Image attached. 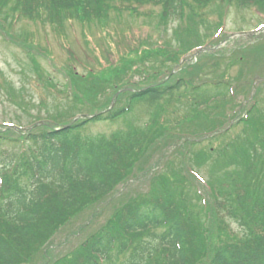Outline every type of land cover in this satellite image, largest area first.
Listing matches in <instances>:
<instances>
[{"label":"trees","instance_id":"1","mask_svg":"<svg viewBox=\"0 0 264 264\" xmlns=\"http://www.w3.org/2000/svg\"><path fill=\"white\" fill-rule=\"evenodd\" d=\"M148 5L160 6V23L177 22L174 35L180 49L171 52L170 43L142 49L134 58L125 55L120 64L86 75L79 74L70 63L66 90L73 94L68 91L66 98L72 105L64 106L63 115L74 117L83 98L97 104L100 95L106 96L99 105L106 108L118 89L153 84L152 77L146 78L147 83L133 81L135 74L147 72L144 62L151 57H167L177 63L179 53L208 38L201 31L213 13L220 15L213 24L216 29L221 28L231 9L239 14L256 9L264 15V0H0V35L25 47L34 64L33 72L50 84L51 78L38 62V56L45 54L33 35L14 28L16 23L40 21L63 31L73 20L104 30L111 11L128 9L134 15L138 7ZM205 10L207 16L202 14ZM239 49V56L234 55L235 48L229 52L219 49V55L207 54L202 64L185 67L181 73L193 76L204 71L213 57L229 59L227 68L245 62L248 65L249 57L257 61L264 57V33ZM243 70L240 75H244ZM189 84L191 79L181 75L177 81L159 80L144 90H125L117 101L119 104L124 98L127 104L123 102L94 119H80L67 128L51 116L31 130L1 126L0 264H264V98L260 96L264 81L257 86L249 106L239 104V111L246 116L230 127L233 132L242 126L233 135L229 130L221 131L226 124L221 120L225 106L235 104L234 99L227 98L228 89L227 94L218 92V99L211 104L206 103L210 97L205 92L187 102L190 110L183 112L180 127L207 128L215 132L208 141H221L217 147L198 151L192 146L203 143L188 133L176 135L165 114L170 105L180 102L176 91L194 89L187 87ZM9 96L20 105L25 102L23 90L12 85ZM138 105L155 107L150 122L145 123L148 130L129 123L127 130L110 136L82 135L88 122L115 120ZM173 108L180 114L178 106ZM39 119H32L29 125ZM168 130L172 134L165 137ZM9 141L21 143V150L4 147ZM166 148L178 151V157L174 154L176 158L170 160ZM207 161L212 165L203 184L194 173L201 172L198 168ZM143 178L148 179L147 188L133 190V194L130 186ZM131 179L133 182L116 196L118 187ZM120 199L124 202L116 204ZM82 214L88 217L85 228L96 227L91 225L94 219L106 216L76 246L49 258L54 234ZM232 222L238 224L240 232L231 228ZM75 233L73 236H81L82 230Z\"/></svg>","mask_w":264,"mask_h":264},{"label":"rangeland","instance_id":"2","mask_svg":"<svg viewBox=\"0 0 264 264\" xmlns=\"http://www.w3.org/2000/svg\"><path fill=\"white\" fill-rule=\"evenodd\" d=\"M140 15H132L131 11L128 9H123V11L113 10L109 13L108 27L101 30V27L96 24H92L90 27H84V24L80 21H68L65 25L63 31H58L51 24L42 25L40 21L33 22L24 19L19 23L14 25L17 31H26L34 36L35 43L42 47L43 53L46 55H39L38 62L43 68L46 77H50V84H46L44 78H39L33 69L34 64L29 57L28 50L21 46L20 44H14L11 41H6L0 35V125L6 123H15L17 126H27L29 122L34 118H48L49 116L62 119L65 117L63 115L64 106L69 107L72 105L68 103V95L66 90V69L69 67L70 63L76 64L79 72L88 74L90 71L97 73L99 70L108 67L110 65H118L122 60V57L127 55L128 58H134L136 53H141L143 47L152 48L157 44L163 42H171L174 47L178 46V40L174 37V28L177 23L173 22L168 27L165 25L158 26V18H156V13H159V7L155 6H144L137 8ZM235 9H231L227 15V20L223 23L224 30L222 31L218 39L213 38L212 41L217 40L225 43L224 38L228 36L230 39L229 44H234L235 47L244 43H247L253 39L255 36L264 33V29L258 32H253L250 35L240 34V30L244 31H254L258 23L263 22L264 15L258 12L256 9L247 10L245 13H237ZM137 12V13H138ZM203 15H208V11L205 10ZM219 13H213V15L208 16V21L204 25L201 34L204 36L208 33H212L215 23L218 21ZM214 24V25H213ZM232 36V37H229ZM227 41V40H226ZM237 48V47H236ZM131 50H135L133 54ZM241 49L235 51V56H239ZM201 54L194 55V58L186 59L187 64H193L201 62ZM201 55V56H200ZM196 57V58H195ZM215 58V57H214ZM254 57H249L248 65L245 63L234 65L230 68L226 67L229 59H217L218 62L212 61L209 65L211 69H206L204 71L196 73L190 76L193 79V84L198 87L199 83H204L208 81V85L200 86L199 89L195 90L200 93V96L205 92L208 95H214L221 90L224 94H227V86H218L212 83L226 82L233 83L235 86V99L232 104H227L225 107V115L221 118L222 121L227 118L233 119L234 116L238 114L237 118H241L244 112L239 111V104L244 103V106H249L251 103L252 94L255 92L257 87L254 83L255 73L259 72L258 75L264 73V57L259 58L257 61L252 60ZM164 60V57H151L144 62V69L150 71L153 66L154 68H164L172 67L174 64L168 58ZM215 60V59H213ZM191 66V65H190ZM178 66L174 67L177 70ZM244 69V75H240V70ZM253 70L250 73L248 71ZM147 73L144 71L142 73L135 74L136 78H143ZM179 72H172V75H178ZM223 75V78L220 77ZM11 85L16 89H22L25 102L20 105L13 101L9 92L11 91ZM258 85V84H257ZM181 93V95H179ZM176 98H179L180 102H174L170 105L169 111L166 117H169L172 126V131L179 135L181 130L185 131H196L198 135L194 136L197 142H202V145L192 146L193 151H198V149L209 148L211 146L217 147L220 140H210L209 137H203L200 133L207 131V128H185L180 127V120H182L183 112L190 108L186 105L187 102H191L194 99L193 94L186 93L183 89L176 91ZM232 96V94H230ZM264 98V90L260 95ZM106 98V96H105ZM104 98V99H105ZM228 98V97H227ZM231 99V98H230ZM229 99V100H230ZM100 96L97 101L101 103ZM200 99H198L199 101ZM125 102L126 99L123 98L121 103ZM164 101H162L163 103ZM119 104V106L121 105ZM185 103V104H184ZM127 104V103H126ZM59 105V108H58ZM117 105V104H116ZM115 105V106H116ZM189 105V104H188ZM178 106L179 113L173 112V107ZM133 108L130 112L115 120L111 119H101L97 121H90L82 130V135L85 138H94L98 136H110L113 133H117L122 130H127L129 128V123L134 125H141V128L148 130L145 126V122H150V112L155 107H146L144 105L132 106ZM81 106H79V109ZM236 110L234 111V109ZM82 109H86L83 107ZM87 110V109H86ZM216 112V110H215ZM237 112V113H236ZM235 113V114H234ZM227 121V120H226ZM236 120L232 121L235 123ZM233 123V124H234ZM236 126V125H235ZM234 125L232 126V128ZM170 130V129H169ZM165 132V137H168L172 132ZM229 134L240 132L242 126L237 127L233 132L232 129H228ZM179 133V134H177ZM180 136H184L181 134ZM173 140V138H171ZM5 147L10 149L16 148L19 150V143L15 141H9L5 143ZM166 152L170 155L172 159L178 157L176 150H171L166 148ZM176 154V156H174ZM210 161L204 163L201 170V174L208 177L210 173ZM149 182L147 178H143L141 182L133 183L130 187L132 188V193L135 194L133 190L140 192L147 188ZM127 186L118 188L116 196L120 195ZM124 201L117 202L116 204L122 203ZM92 211V210H91ZM111 209L109 210V212ZM108 212V213H109ZM106 216V215H105ZM104 215L92 223L93 226L86 228L88 231L95 230L105 219ZM88 217L84 214L78 216L73 222L66 224L62 229L54 234L50 242L49 248V258H57L67 252V250L73 248L81 237H85L87 232L84 231V222ZM232 229L239 230L238 225L234 222L230 225ZM82 230V235L75 237L73 236L79 230ZM48 256V255H47Z\"/></svg>","mask_w":264,"mask_h":264}]
</instances>
